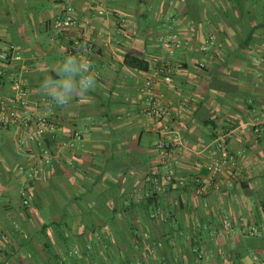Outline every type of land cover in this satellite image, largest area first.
<instances>
[{
    "label": "crops",
    "instance_id": "0c3cea01",
    "mask_svg": "<svg viewBox=\"0 0 264 264\" xmlns=\"http://www.w3.org/2000/svg\"><path fill=\"white\" fill-rule=\"evenodd\" d=\"M184 1L165 21L169 0H103L102 15L92 0H0V48L22 58L0 62V96L22 71V117L57 121L40 141L0 126V264H264V0H195L204 6L192 19ZM67 5L78 23L55 33ZM156 59L168 60V81ZM89 75L97 86L85 94ZM148 77L171 118L145 116ZM65 80L72 91L58 105ZM159 141L170 145L166 166ZM218 142L235 164L202 192ZM155 176L171 179L156 186Z\"/></svg>",
    "mask_w": 264,
    "mask_h": 264
},
{
    "label": "built area",
    "instance_id": "2783aa9c",
    "mask_svg": "<svg viewBox=\"0 0 264 264\" xmlns=\"http://www.w3.org/2000/svg\"><path fill=\"white\" fill-rule=\"evenodd\" d=\"M95 5V12L97 15L104 13V2L103 0H92ZM77 17L74 16V10L71 5H67L64 10V15L60 19H56L53 24V30L55 33H63L70 30L72 27L77 25ZM90 32L88 27H84L80 34V40L83 44L92 49L94 43L89 37ZM172 41H178L176 36L169 37ZM165 46H169L168 41H164ZM20 52L11 46L7 50L0 48V62L14 63L21 61ZM171 66L166 59H156L154 61V74L156 76L163 75L165 80H169V73ZM155 86V80L152 77L144 79L141 85V92L146 96L145 101V116L150 120L171 118L174 113L167 106H161L156 103L153 90ZM9 94L7 96H0V126L3 128L22 126L30 140L40 141L48 134L55 132L57 127L56 119L42 113L33 117H22L21 112L24 114L27 111L28 100H27V83L24 78L23 72L16 74L9 82ZM257 132L258 129H255ZM170 145L166 142L159 141L156 144L157 155L156 159L161 165L166 166L167 159L169 157ZM208 160L205 163V170L208 177L206 179H199L198 188L204 192L207 188L213 185V180L218 178L223 172L226 166H233L235 159L231 151L226 149L220 142L208 149ZM168 180L170 176L166 177ZM222 230L230 229V221L227 217L221 219ZM223 232V231H222ZM252 232H255L252 229ZM162 264H175L171 261H164Z\"/></svg>",
    "mask_w": 264,
    "mask_h": 264
},
{
    "label": "clouds",
    "instance_id": "9594fccd",
    "mask_svg": "<svg viewBox=\"0 0 264 264\" xmlns=\"http://www.w3.org/2000/svg\"><path fill=\"white\" fill-rule=\"evenodd\" d=\"M66 59H67V64L65 65V67L67 68L69 65L72 64L74 60V56H68ZM82 67L85 68V70L92 68L89 62L85 65H82ZM96 86H97L96 79L93 75H89L81 81V88L85 92V94L89 91L95 90ZM71 91H72L71 82L69 80H65L63 84V88L61 90L53 91L52 95L54 98H56L58 105H63L66 103L68 98V93Z\"/></svg>",
    "mask_w": 264,
    "mask_h": 264
},
{
    "label": "trees",
    "instance_id": "16d2710c",
    "mask_svg": "<svg viewBox=\"0 0 264 264\" xmlns=\"http://www.w3.org/2000/svg\"><path fill=\"white\" fill-rule=\"evenodd\" d=\"M124 61H125V63L128 66L136 69L137 71H146L148 69V65H149L147 60H145L143 58H140V57H137V56H125ZM156 162H158L157 159H156ZM158 165H160L159 162H158ZM153 179H154L153 180L154 181V185H156V186H159L162 182L167 180L166 177L160 178V177H157V176H155ZM62 221L63 220H61V219L54 220V222H52L50 224H45L44 227L51 226V227H54L56 229H59V228H61L63 226Z\"/></svg>",
    "mask_w": 264,
    "mask_h": 264
},
{
    "label": "rangeland",
    "instance_id": "374dc122",
    "mask_svg": "<svg viewBox=\"0 0 264 264\" xmlns=\"http://www.w3.org/2000/svg\"><path fill=\"white\" fill-rule=\"evenodd\" d=\"M170 2H169V4H170V6H169V12L168 13H166L164 16H163V19L165 20V21H169L170 19H171V17L172 16H177V12L175 11V9H174V4H175V2H176V0H169ZM204 2L203 1H200V2H196L195 0H186V1H184V4L186 5L185 6V11H186V13H187V16L189 17V19H192V16L194 17L195 16V14H197V12L193 9V7L195 8V6L196 5H199L200 7H203L204 6V4H203ZM178 38V37H177ZM179 39V38H178ZM156 139L155 138H153L152 139V141L154 142Z\"/></svg>",
    "mask_w": 264,
    "mask_h": 264
}]
</instances>
